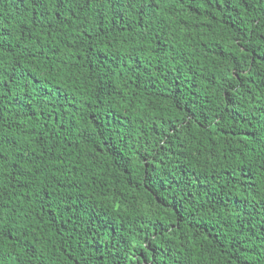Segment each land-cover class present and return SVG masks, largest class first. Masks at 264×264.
Wrapping results in <instances>:
<instances>
[{"label": "trees", "instance_id": "16d2710c", "mask_svg": "<svg viewBox=\"0 0 264 264\" xmlns=\"http://www.w3.org/2000/svg\"><path fill=\"white\" fill-rule=\"evenodd\" d=\"M0 264H264V0H0Z\"/></svg>", "mask_w": 264, "mask_h": 264}]
</instances>
